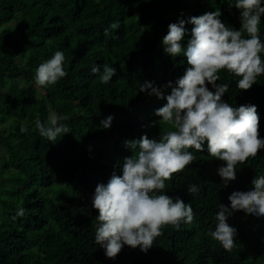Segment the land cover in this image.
<instances>
[{
  "label": "trees",
  "instance_id": "obj_1",
  "mask_svg": "<svg viewBox=\"0 0 264 264\" xmlns=\"http://www.w3.org/2000/svg\"><path fill=\"white\" fill-rule=\"evenodd\" d=\"M230 3L235 0H0V264H264V217L243 211L228 217L237 230L231 252L208 234L219 204L230 208L233 191L252 190L251 181L264 175V149L238 164L227 186L218 174L225 162L208 155L207 143L202 153L189 149L196 161L166 181L165 194L190 203L193 222L179 230L165 226L147 253L125 245L109 259L95 243L99 222L91 198L98 184L122 175L125 157L133 155L126 142L144 135L159 140L173 130L155 114L166 99L139 91L147 81L166 96L189 67L183 53L164 52L168 25L220 10L221 21L239 30L240 12ZM193 27L185 24L183 48ZM56 51L64 53L67 75L38 92L35 70ZM105 65L117 72L108 84L91 71ZM218 75L217 84L229 85L226 103L257 107L264 139V75L247 91L237 87L239 77ZM52 114L67 117L61 123L71 130L56 141L36 128ZM109 116L111 125L103 128ZM191 184L200 188L192 196Z\"/></svg>",
  "mask_w": 264,
  "mask_h": 264
},
{
  "label": "clouds",
  "instance_id": "obj_2",
  "mask_svg": "<svg viewBox=\"0 0 264 264\" xmlns=\"http://www.w3.org/2000/svg\"><path fill=\"white\" fill-rule=\"evenodd\" d=\"M233 7L240 12L239 30H232L221 21L220 10L207 11L187 21L181 18L178 23L168 25L162 40L164 52L171 57L183 53L189 67L176 82L177 86L169 83L171 92L166 96L147 81L140 84L139 91L151 89L150 95L166 99L155 114L161 118L160 123L173 130L166 131L159 140L144 135L139 140L126 142L133 155L125 157L122 175L113 174L106 185L98 184L91 198L99 222L95 243L104 249L109 259H115L125 245L132 249L139 247L147 253L155 239L163 234L165 226L179 230L182 223L193 222L191 204L165 194L166 181H171L174 175L196 161L189 149L202 153L207 143L208 155L225 162V166L218 169L225 186L236 180L238 164L255 158L264 149L257 107L251 104L233 107L226 103L222 97L229 85L217 84L221 70L239 77L237 87L243 91L250 90L257 78L264 75V41L260 38L264 0H235L234 5L229 4V8ZM186 23L194 27L187 47L183 48ZM110 27L115 29L118 25L113 23ZM64 61V53L56 51L35 70V84L41 88L56 85L67 75ZM91 71L99 73L104 84L117 74L114 67L107 65L102 72L99 66H93ZM209 84L215 91L209 90ZM66 119L52 114L47 126L37 120L36 128L41 137L56 141L71 132L61 123ZM112 119L107 117L102 127L109 128ZM20 131L27 132V128L21 126ZM251 183L252 190L233 191L229 195L230 208L219 204L215 230L208 233L226 251L231 252L235 247L237 230L227 223L233 212L264 217V175L255 177ZM199 191L198 185L188 186L191 196ZM24 214L22 207L16 212L20 217Z\"/></svg>",
  "mask_w": 264,
  "mask_h": 264
},
{
  "label": "rangeland",
  "instance_id": "obj_3",
  "mask_svg": "<svg viewBox=\"0 0 264 264\" xmlns=\"http://www.w3.org/2000/svg\"><path fill=\"white\" fill-rule=\"evenodd\" d=\"M20 86L23 87V85L20 83ZM38 92H41V89L39 87H37Z\"/></svg>",
  "mask_w": 264,
  "mask_h": 264
}]
</instances>
